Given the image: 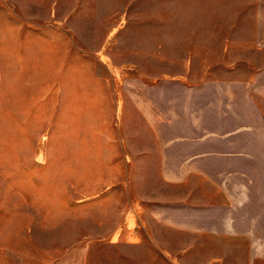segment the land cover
Masks as SVG:
<instances>
[{"label": "rangeland", "instance_id": "obj_1", "mask_svg": "<svg viewBox=\"0 0 264 264\" xmlns=\"http://www.w3.org/2000/svg\"><path fill=\"white\" fill-rule=\"evenodd\" d=\"M253 6L0 0V264H89L127 197L121 110L134 112L136 96L159 82L256 60L242 55L247 38H233L248 35Z\"/></svg>", "mask_w": 264, "mask_h": 264}, {"label": "crops", "instance_id": "obj_2", "mask_svg": "<svg viewBox=\"0 0 264 264\" xmlns=\"http://www.w3.org/2000/svg\"><path fill=\"white\" fill-rule=\"evenodd\" d=\"M251 1V29L233 38L256 60L159 82L121 110L119 158L137 186L89 264H264V0Z\"/></svg>", "mask_w": 264, "mask_h": 264}]
</instances>
